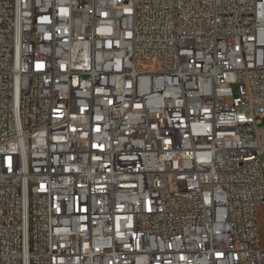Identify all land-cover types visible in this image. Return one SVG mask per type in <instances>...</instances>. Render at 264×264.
Listing matches in <instances>:
<instances>
[{
    "label": "built area",
    "instance_id": "2783aa9c",
    "mask_svg": "<svg viewBox=\"0 0 264 264\" xmlns=\"http://www.w3.org/2000/svg\"><path fill=\"white\" fill-rule=\"evenodd\" d=\"M264 0H0V264H264Z\"/></svg>",
    "mask_w": 264,
    "mask_h": 264
},
{
    "label": "rangeland",
    "instance_id": "374dc122",
    "mask_svg": "<svg viewBox=\"0 0 264 264\" xmlns=\"http://www.w3.org/2000/svg\"><path fill=\"white\" fill-rule=\"evenodd\" d=\"M264 127V124H263ZM258 225L261 233V237L264 244V207H261L257 211Z\"/></svg>",
    "mask_w": 264,
    "mask_h": 264
}]
</instances>
